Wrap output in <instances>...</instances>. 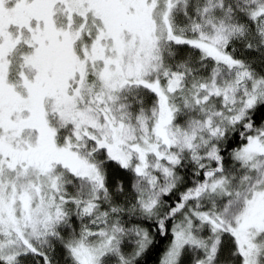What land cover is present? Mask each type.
Listing matches in <instances>:
<instances>
[{"label":"snow or ice","instance_id":"snow-or-ice-1","mask_svg":"<svg viewBox=\"0 0 264 264\" xmlns=\"http://www.w3.org/2000/svg\"><path fill=\"white\" fill-rule=\"evenodd\" d=\"M0 264H264V0H0Z\"/></svg>","mask_w":264,"mask_h":264}]
</instances>
